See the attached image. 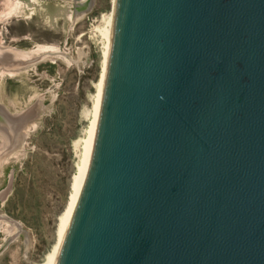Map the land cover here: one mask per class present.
Returning <instances> with one entry per match:
<instances>
[{"label": "water", "instance_id": "1", "mask_svg": "<svg viewBox=\"0 0 264 264\" xmlns=\"http://www.w3.org/2000/svg\"><path fill=\"white\" fill-rule=\"evenodd\" d=\"M113 11L95 140L56 264H264V0ZM0 110L17 133L36 116Z\"/></svg>", "mask_w": 264, "mask_h": 264}, {"label": "rangeland", "instance_id": "2", "mask_svg": "<svg viewBox=\"0 0 264 264\" xmlns=\"http://www.w3.org/2000/svg\"><path fill=\"white\" fill-rule=\"evenodd\" d=\"M8 1L0 0L1 11L8 8ZM19 1L22 14L0 21V47L49 46L71 60L41 62L19 74L0 75V103L9 112L32 114L44 107L38 123L26 132L23 147L1 164L0 217L8 222L0 226V248L9 242L0 264H44L58 239L57 217L72 191L80 154V145L75 147L74 142L84 137L91 118L104 63L99 30L112 4L93 0L90 13L70 29L66 2Z\"/></svg>", "mask_w": 264, "mask_h": 264}, {"label": "bare ground", "instance_id": "3", "mask_svg": "<svg viewBox=\"0 0 264 264\" xmlns=\"http://www.w3.org/2000/svg\"><path fill=\"white\" fill-rule=\"evenodd\" d=\"M68 4L69 10L66 11L67 20H69L70 29H72L77 22L81 21L85 16L90 13L91 8L86 9L88 3L92 0H62ZM116 0H111L112 9L107 16L103 17V26L100 28L101 39L103 40L104 48V63L100 78L95 84V93L93 95V106L91 109V118L88 123V126L85 130V135L82 139H78L74 142V146L77 147L80 145V154L78 157V163L76 165L75 173L73 176V186L72 191L69 195V200L67 207L57 218L58 230L57 235L58 239L56 243L52 246L50 252L45 257L44 264H56L58 254L61 248V244L64 240V236L70 221V217L76 203L80 188L82 186L86 171L88 168L89 160L92 153V148L95 140L96 129L98 124V118L100 113L104 82L107 70L111 35H112V26H113V17H114V5ZM22 4L19 0H9L8 8H5V12L0 10V21H7L11 18L20 16L22 14ZM2 7V4H0ZM6 6V5H4ZM4 10V8H3ZM3 12V15L1 14ZM102 18V17H101ZM100 18V19H101ZM102 20V19H101ZM100 20V21H101ZM100 36V34H99ZM81 56V53L80 55ZM65 61L70 62V58L57 50L54 47L49 46H37L34 50H18L13 48H2L0 47V75H13L19 74L30 67H34L36 64L46 61ZM0 76V77H1ZM44 112V107L42 110H37L36 116L32 121L25 125L24 128L19 129L17 133V125L15 122L6 117L0 110V131L1 134V145L0 152L4 149L7 150L9 147L8 153L2 156L0 155V166L2 163H6L10 158H12L15 153H17L24 144V140L27 136L26 132L32 127V125L38 123V120L42 113ZM33 113V112H32ZM88 113V112H87ZM36 128V127H35ZM21 130V131H20ZM21 132V133H20ZM29 133V132H28ZM19 140V141H18ZM2 146V147H1ZM7 221V220H6ZM4 219H0V226L4 223H7ZM6 226V225H5ZM5 231V230H4ZM56 235V236H57Z\"/></svg>", "mask_w": 264, "mask_h": 264}, {"label": "flooded vegetation", "instance_id": "4", "mask_svg": "<svg viewBox=\"0 0 264 264\" xmlns=\"http://www.w3.org/2000/svg\"><path fill=\"white\" fill-rule=\"evenodd\" d=\"M1 145V144H0ZM3 164V163H2ZM5 164V163H4ZM0 169H1V166H0Z\"/></svg>", "mask_w": 264, "mask_h": 264}]
</instances>
